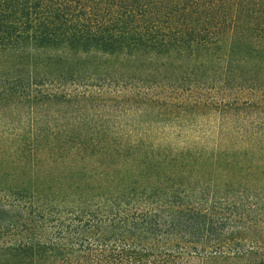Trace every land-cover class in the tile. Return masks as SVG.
<instances>
[{
    "label": "trees",
    "instance_id": "trees-1",
    "mask_svg": "<svg viewBox=\"0 0 264 264\" xmlns=\"http://www.w3.org/2000/svg\"><path fill=\"white\" fill-rule=\"evenodd\" d=\"M0 111V264H264V0H0Z\"/></svg>",
    "mask_w": 264,
    "mask_h": 264
},
{
    "label": "rangeland",
    "instance_id": "rangeland-1",
    "mask_svg": "<svg viewBox=\"0 0 264 264\" xmlns=\"http://www.w3.org/2000/svg\"><path fill=\"white\" fill-rule=\"evenodd\" d=\"M105 118L110 119V120H119V118H117L116 116H110V115H106ZM0 120H2L0 121V131L6 132V133L0 132V135L4 134L6 136V135H11V133L14 134V131L8 130L9 125H6V122L3 121V120H14V115L12 113L5 114V112L0 111ZM21 174L22 172H20L19 175ZM11 179H12V176H8L6 178L5 175H2L0 173V188L9 186ZM18 181L19 180H16V182ZM6 203H7V199L0 197V225L4 223H8L9 221H15L18 218L15 216L16 212H14L9 206H7Z\"/></svg>",
    "mask_w": 264,
    "mask_h": 264
}]
</instances>
